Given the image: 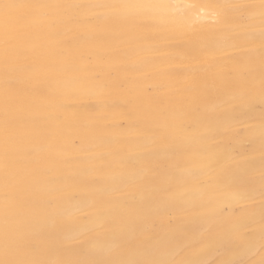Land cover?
<instances>
[{
  "label": "bare ground",
  "instance_id": "bare-ground-1",
  "mask_svg": "<svg viewBox=\"0 0 264 264\" xmlns=\"http://www.w3.org/2000/svg\"><path fill=\"white\" fill-rule=\"evenodd\" d=\"M9 2L159 6L135 16L85 8L77 21L34 25L32 71L10 84L33 171L13 224L20 257L264 264L260 0ZM69 66L83 87H69ZM4 81L0 55V152Z\"/></svg>",
  "mask_w": 264,
  "mask_h": 264
},
{
  "label": "snow or ice",
  "instance_id": "snow-or-ice-1",
  "mask_svg": "<svg viewBox=\"0 0 264 264\" xmlns=\"http://www.w3.org/2000/svg\"><path fill=\"white\" fill-rule=\"evenodd\" d=\"M106 7L114 9L117 15H142L146 14L158 5L145 3H126L114 5H82V4H45L9 2L0 0V55L3 58L5 75V111L3 119L2 152H0V192H2V211L4 222V258L0 264H52V262L38 258H21L19 253L21 246L12 238L13 224L26 211L24 193L33 175L29 167L30 156L26 148L27 139L21 135L19 129L22 126L21 109L14 105L15 97L11 93L10 84L12 74L17 71H32L27 63L29 57L28 41L31 37L34 25L39 21L47 22L49 26L66 24L77 21L82 17L79 10L85 8ZM195 8L196 5H188ZM245 10L255 8L254 5H241ZM260 17L264 23V0H260ZM264 36V33H262ZM261 98L264 102V53L261 58ZM70 69V70H69ZM75 68L69 66L66 69L67 83L72 89H79L84 83L75 75ZM90 79H95L94 76ZM188 131V129H185ZM261 202L264 204V175L261 178ZM243 195V194H241ZM262 241H264V212L261 215ZM247 227V225H244ZM231 229L222 233L219 239L228 242ZM90 264H105V262H90ZM118 264H155L150 261H121ZM185 264H201L198 259L192 258ZM227 264H238L229 261Z\"/></svg>",
  "mask_w": 264,
  "mask_h": 264
}]
</instances>
